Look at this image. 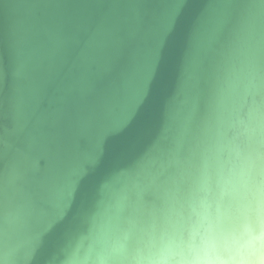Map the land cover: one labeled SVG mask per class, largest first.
<instances>
[{
	"label": "water",
	"instance_id": "obj_1",
	"mask_svg": "<svg viewBox=\"0 0 264 264\" xmlns=\"http://www.w3.org/2000/svg\"><path fill=\"white\" fill-rule=\"evenodd\" d=\"M0 264H264V0H0Z\"/></svg>",
	"mask_w": 264,
	"mask_h": 264
}]
</instances>
